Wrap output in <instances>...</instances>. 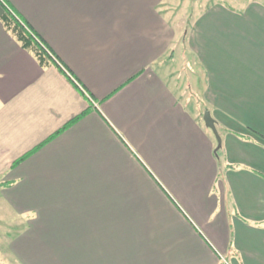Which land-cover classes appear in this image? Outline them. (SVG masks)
<instances>
[{"label":"crops","instance_id":"obj_1","mask_svg":"<svg viewBox=\"0 0 264 264\" xmlns=\"http://www.w3.org/2000/svg\"><path fill=\"white\" fill-rule=\"evenodd\" d=\"M162 1L0 0V207L22 257L35 240L52 264H264V0L196 16V102Z\"/></svg>","mask_w":264,"mask_h":264},{"label":"rangeland","instance_id":"obj_2","mask_svg":"<svg viewBox=\"0 0 264 264\" xmlns=\"http://www.w3.org/2000/svg\"><path fill=\"white\" fill-rule=\"evenodd\" d=\"M249 0H164L161 3L163 12L166 13V21L173 29V50L172 56L175 57L173 67L177 76L178 88L188 94L191 102L197 101L198 97L193 91L196 89V76L202 79L201 71L196 69V64L192 60L193 53L188 49L186 38L187 33L191 29L196 16L205 8L216 3H225L230 5H238ZM174 73V74H175ZM198 82V83H199ZM193 100V101H192ZM195 101V102H196ZM202 114V112H200ZM200 114V115H201ZM4 205V204H3ZM19 220L15 217L12 210L5 206L0 207V264H25L24 256L28 251V258L33 259L29 264H52L51 257L43 258V262H38L39 252H36L38 242L35 240L23 242L28 250L23 246V254L15 246L20 235L21 224L14 223ZM23 227V226H22ZM31 246V247H29Z\"/></svg>","mask_w":264,"mask_h":264},{"label":"trees","instance_id":"obj_3","mask_svg":"<svg viewBox=\"0 0 264 264\" xmlns=\"http://www.w3.org/2000/svg\"><path fill=\"white\" fill-rule=\"evenodd\" d=\"M1 20L7 30L16 38L20 45L30 51L41 66H46L52 62L65 70L58 58L44 44V42L30 29V27L20 18H18L7 6L3 12ZM203 114V112H202ZM201 114V116H202ZM220 148V147H219ZM219 148L214 151L217 154Z\"/></svg>","mask_w":264,"mask_h":264},{"label":"water","instance_id":"obj_4","mask_svg":"<svg viewBox=\"0 0 264 264\" xmlns=\"http://www.w3.org/2000/svg\"><path fill=\"white\" fill-rule=\"evenodd\" d=\"M202 119H203L204 124L212 131V133L215 136V139H216L215 150H217L221 145V138L216 128L215 121L208 109L203 111Z\"/></svg>","mask_w":264,"mask_h":264}]
</instances>
